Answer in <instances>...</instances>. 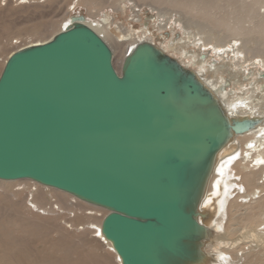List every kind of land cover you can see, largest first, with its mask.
Segmentation results:
<instances>
[{"label": "water", "instance_id": "water-1", "mask_svg": "<svg viewBox=\"0 0 264 264\" xmlns=\"http://www.w3.org/2000/svg\"><path fill=\"white\" fill-rule=\"evenodd\" d=\"M84 19L72 15L51 41L7 60L0 180L29 179L108 211L102 233L122 264H210L201 210L210 179L264 116H231L194 69L149 41L118 71Z\"/></svg>", "mask_w": 264, "mask_h": 264}, {"label": "bare ground", "instance_id": "bare-ground-1", "mask_svg": "<svg viewBox=\"0 0 264 264\" xmlns=\"http://www.w3.org/2000/svg\"><path fill=\"white\" fill-rule=\"evenodd\" d=\"M259 1L261 0H252L251 3L245 5L236 4L237 7L232 8L230 15L235 13L254 15ZM46 2L47 0H44L42 4L39 2L20 4L19 9L12 13L23 19L31 18L32 21H44L52 14L57 19L65 13L60 19L61 23L57 21L60 28L56 27V24L52 25L54 21L44 27L31 26L29 30L42 37L26 43L20 42L18 34H15L17 40L12 37L11 44L7 42L2 46V48L7 46V49L1 52L2 48H0V75L7 60L14 52L21 48L51 41L70 23L72 15H84V23L99 33L114 51V65L118 71L131 47L139 42L149 41L180 60L185 67L194 69L220 98L231 116H264V51L256 54V50L250 45L255 38L243 39L244 36L254 32L264 34V20L260 22V25L256 23L255 28H245L242 24L241 27H237L234 23L235 37L229 41L230 36L216 31L209 23L204 24L201 21L199 23L195 19H182L181 16L170 22L169 19H164L153 12L152 19L147 21L149 26L145 27L144 8L137 4L133 6V13L129 14L125 24L116 22V19L109 13L101 12L110 0H72L67 11L65 7H62L65 0H53L49 4ZM215 2L216 4H213L206 0L202 4L199 1L186 0L182 5L191 6L193 4V12L196 16L201 15L207 18L208 15L204 12L208 9L219 11L224 9L220 5V0ZM112 4L119 3L113 2ZM81 6H85L88 13L74 14ZM230 6L233 5L230 4ZM123 11L127 13L124 7L120 13ZM216 16L217 14L214 18ZM22 23L17 25L14 23L16 26L13 25L11 29H15V33L21 32L19 25L27 27L25 22ZM51 32L54 33L47 36ZM157 36L161 39L158 40ZM238 42L241 45L236 46ZM249 53L255 56H249ZM202 55H205V58H202ZM229 146V151L220 157L214 169L206 196L201 204V210L209 214H207L206 225L213 232V238L207 244L205 251L210 257V264H264V121L250 132L237 135ZM0 184L7 187L15 185L20 188L31 185L34 191L41 189L55 193L58 197H63L61 200L65 211L70 210L67 207L70 200L77 201L79 205L85 206V210L92 211L90 215H95L97 211L94 218L87 216L89 214H81L73 220L77 224L87 226L95 224L96 236L91 237L89 242L80 240L79 243L73 242L68 245L71 248H77L80 245L86 247L87 251H90L87 254V264L96 262L95 256L98 249L109 252L116 264H122L112 244L102 233V221L108 211L71 194L40 185L29 179L0 180ZM34 191L31 188L29 196H32V201L28 199L27 203L33 204L40 211L49 198L43 194L36 195ZM18 195H22L21 192H14V190L7 195L11 201L7 204L14 215L18 214L16 208L19 200L15 199ZM31 210L33 211L32 208ZM98 215H101L100 218ZM64 217L67 216L64 215ZM242 223H246L247 227L243 228ZM71 233L74 234L76 231ZM239 252L245 255L244 260L239 259ZM104 255H107V258L101 264H108V261L112 259L107 253Z\"/></svg>", "mask_w": 264, "mask_h": 264}, {"label": "rangeland", "instance_id": "rangeland-1", "mask_svg": "<svg viewBox=\"0 0 264 264\" xmlns=\"http://www.w3.org/2000/svg\"><path fill=\"white\" fill-rule=\"evenodd\" d=\"M7 1L8 2L6 3V5H4L5 3L0 0V48H2V46L7 42L11 44V42H13L12 37L17 40L18 38H16L15 34H18V40L23 43L42 37L39 34L37 35L36 33L31 32V30H29V27L31 26L38 25L40 27H44L54 21L52 25L56 24V27L60 28V24L58 22L61 23L60 19L63 18V15L65 13L57 19L54 18L55 15L52 14L44 21H32L31 18L23 19L18 15H13L12 13L13 11H17L19 9L20 4H25L28 2H32V4H37L39 2L42 4L44 0H31L24 2H20L19 0L17 2H13L11 0ZM51 1L53 0H47L46 4H49ZM185 1L186 0H110V3L106 5V8L101 12L109 13L116 19V22L119 21L126 24L127 17H129V14L133 13V6L137 4L141 5L142 8H144L145 27L149 26V22L147 21H150L152 19L154 12L155 14H159L164 17V19H169L170 22H173L175 19L182 17V19H195V21H199V23L200 21L204 24L209 23L211 27L216 29V31H220L222 34L230 36L231 39H229V41H231L235 37L233 26L236 25L237 27H241L242 24V27L245 28H255L257 24L260 25V22L264 20V6H262L264 5V0L259 1V5H256V12L254 13V15L241 13L230 15L232 8L237 7V5H245L251 3L252 0H220V5L223 6L224 9L222 11L216 9H208L206 12H204L208 15V19L206 18V16H204V18L201 15L196 16V14L193 12V4L191 6H183L182 3ZM193 1H199L200 3L204 4L206 0ZM207 1L216 4L215 1L217 0ZM71 2L72 0H65L62 7H65L67 11L68 5ZM113 2H117L119 4H112ZM230 4H232L233 6L231 7ZM123 7L125 11H127L126 14L124 11V14L123 12L120 13ZM79 13H88V10L85 6H81V8H79L74 14ZM215 14H217L216 18H214ZM22 22H25V25L27 27H25L24 25H19V29L21 30V32L15 33V29H11V27L14 25V23L17 25L21 24ZM229 23L231 25H229ZM16 25H14V27ZM53 33L54 32H51L47 34V36H51ZM156 38L158 40L161 39L158 38V36ZM251 38H255V41L250 45L254 47V49L256 50V54L259 51H264V34L260 32H254L252 34H249L248 36L243 37V39L245 40ZM240 42H238L236 46L241 45ZM5 49H7V46L3 47L1 52ZM118 52L120 51L118 50ZM249 56L255 55L249 53ZM31 188L32 191H34L33 186L31 187V185L26 187L22 186V188H20L19 186L17 187L15 185L7 187L0 184V264H87V254L90 251H87V248L83 247L82 245L77 248H71L68 244H72L73 242L79 243L80 240L89 242L91 237L94 238V236H96L95 224H90V226H87L83 224H77L73 221L77 218V216H80L81 214L87 215L86 211H88L89 209L85 210V206L83 207L79 205V202L70 200L67 206L70 208V210L65 211L64 203L61 200L63 197H58V195L55 193L53 194L49 193L48 191L39 189L34 191L36 192V195L43 194L50 199V201L48 199V201L44 203L41 210H45L47 206L58 202L57 204L60 206V208L62 207L61 210L64 211L62 215L60 213L57 214L54 211H50L48 216H42L39 213H35L34 211H32L31 208H29L30 206H28V199L32 201V196H29ZM11 190H14V192L20 191L22 194L18 195V197L15 198L19 200L18 206L16 208L18 211L17 215H14V213H12L8 206V202L11 201H9L7 195L11 193ZM75 203L76 205H74ZM75 210L80 211V213H78L75 218H71V212ZM95 212V215L89 214L87 216L94 218L98 213L97 211ZM64 215H66L67 217H64ZM100 216L98 215L99 218ZM70 222H72L76 226L83 225L86 228L82 232H76L73 234L71 233L73 231H70L67 227L68 223ZM242 226L243 228L247 227L246 223H242ZM90 228H92L93 230H91ZM106 253L110 256V253L105 251L104 249L96 250L95 258L97 260L94 264H101L102 261L107 258V255H104ZM242 253L243 252H239V259L244 260L243 258L245 257V255H242ZM111 259V261H108V264H116L113 260L114 258L111 257Z\"/></svg>", "mask_w": 264, "mask_h": 264}, {"label": "built area", "instance_id": "built-area-1", "mask_svg": "<svg viewBox=\"0 0 264 264\" xmlns=\"http://www.w3.org/2000/svg\"><path fill=\"white\" fill-rule=\"evenodd\" d=\"M5 4L4 5H6V3L8 2V1H5V0H2ZM11 1H13V2H17L18 0H11ZM20 2H24V1H28V0H19ZM54 202H55V200H54ZM58 202H55L54 204H52V205H49V206H47L46 207V210H41V211H38L31 203H29V206L33 209V211L35 212V213H39L40 215H42V216H48L49 215V213H50V211H54L55 213H57V214H61L62 215V213L64 212V211H62L61 209H60V206L57 204ZM74 205H76V203L74 204ZM92 212V211H91ZM90 211H86V213L87 214H90L91 213ZM78 213H80V211H77V210H75V211H73V212H71V218H75L77 215H78ZM67 227H68V229L70 230V231H76V232H82V231H84L85 230V228L86 227H84L83 225H79V226H76L75 224H73L72 222H70V223H68V225H67ZM91 230H93L92 228H90Z\"/></svg>", "mask_w": 264, "mask_h": 264}]
</instances>
